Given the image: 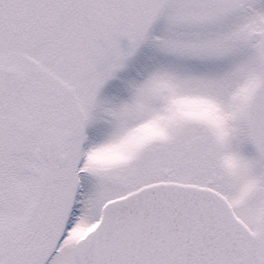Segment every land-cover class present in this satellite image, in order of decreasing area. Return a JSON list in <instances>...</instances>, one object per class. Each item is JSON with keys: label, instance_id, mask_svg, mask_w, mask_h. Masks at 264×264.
<instances>
[{"label": "snow or ice", "instance_id": "6c2138e0", "mask_svg": "<svg viewBox=\"0 0 264 264\" xmlns=\"http://www.w3.org/2000/svg\"><path fill=\"white\" fill-rule=\"evenodd\" d=\"M0 264H264V0H0Z\"/></svg>", "mask_w": 264, "mask_h": 264}]
</instances>
